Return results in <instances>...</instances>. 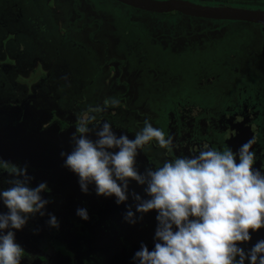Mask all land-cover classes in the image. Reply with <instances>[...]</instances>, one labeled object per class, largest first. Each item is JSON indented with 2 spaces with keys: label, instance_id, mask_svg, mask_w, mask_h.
I'll return each instance as SVG.
<instances>
[{
  "label": "flooded vegetation",
  "instance_id": "1",
  "mask_svg": "<svg viewBox=\"0 0 264 264\" xmlns=\"http://www.w3.org/2000/svg\"><path fill=\"white\" fill-rule=\"evenodd\" d=\"M34 1L31 12L37 11L42 16L37 15L40 16L38 24L35 27H29V36L24 37V35H22L21 39L19 31L22 29L24 30V28L20 26L21 24L18 22L17 18L15 20L13 11L11 10L8 12V0H0V78L3 79V76L8 75V73L11 74L8 81L16 83L18 91L16 92L13 90V92L15 94H20L15 96L12 92H8L7 87L0 88V159L7 161V152H3L7 149V124H12V127L17 128V130L22 127H31V129L43 131L39 128V124L37 123L38 120L42 119L47 122L43 127L50 124L53 125L57 134L69 132L71 135L75 132L74 124L78 123L80 118H87L85 114L90 112L91 116L95 117L94 123L97 125L101 122H109L112 128L119 133H121L120 130L123 131L122 134H125L124 131L133 132L139 125L133 122L132 118L127 117L126 100L116 99L119 101V104L115 112H117L119 116H117L115 112L109 113V111H107L104 116H100V111H97V109H103L104 105L110 103L111 99L108 97L111 96L108 95L106 90H102L104 96L99 97L103 99L100 103L95 105L94 101L86 95L94 87V81L87 79L86 75L87 72H90L93 65L90 59L95 61V58L94 55H92V48L89 49L86 45L79 43L78 41H81V38L73 34L76 33V31L84 33L88 27L91 29L95 28L91 31L94 35V39H96L95 37L99 33L103 34L104 23L101 19H88L89 21L92 20L91 24L95 20H101L102 28L99 29L96 24L84 27L90 24L84 22L86 18L84 13L85 18L83 20L77 16V14L81 12L78 9L79 5L83 8L81 5L83 2H87L86 8L89 9V7H91V12L89 13L96 14L103 12L97 9L100 7L99 3L93 0H81L80 3L79 0ZM50 1H52L55 6L62 9L68 8L71 4H74L75 7L69 9L67 17L64 11L61 10L59 12L61 16L59 17L62 19V22L59 23L49 10L48 3ZM111 1L119 5H126L117 0ZM202 2L207 4L212 3L211 1ZM18 3L20 2H17L15 5ZM35 4L36 8H34ZM213 4L216 3H212L211 5ZM12 6L14 5L12 4ZM129 7H131L134 12L140 10L132 6ZM76 9H78V11ZM103 9L104 8H101V10ZM253 9L263 10L264 5L260 4L258 7H253ZM15 10L17 11V17L21 16L22 18H27L29 12L28 8L24 9L22 7L20 13L18 9ZM117 15L119 19L123 17L119 14ZM125 16L126 21L133 25L118 22L115 26L117 32V27L122 29L121 38L118 37L120 41L118 42L121 43L122 51L121 54H119L118 51L116 57H123L124 60L118 61L114 59L113 61L117 66L122 67V71L127 69L134 74L138 98L142 96L144 101H147L151 97L152 99H150L149 104L153 102L159 105H156L160 113L159 121L161 127H165L167 134L172 135L173 130L183 133L184 136L181 139H190L197 143V149L194 153H198L201 149H204V147L199 148V146H205V148L212 147L218 150L224 149V147H230L236 152L243 143L255 137L256 143L251 150L256 153V160H264V35L262 25L253 23L255 27L251 34L253 38L251 45H248L247 41L241 39L237 47L229 42V44L225 45L227 46L226 48L220 44L215 45L219 43L220 40L214 39L212 41L214 48L205 49L206 46L203 47L202 42L206 37L202 36L194 41L193 45L179 50L178 52L182 55L185 51L187 52L186 49L190 47L192 49L200 48V53L203 52L207 54H210V50H214L215 57L219 56L218 52H220L221 49L235 48L234 51H239L238 53L234 51L230 53L223 52V57H221L220 62L219 59L216 58H214L212 62H208L219 63L214 67L217 66L216 69H218L220 65V71H209L207 68L200 66L199 72L194 76L188 68L178 70L171 69L170 67L171 63L168 58L170 55L169 44L171 46V44L177 40L176 38H170L168 35L160 34L159 28L152 23L149 24L147 21L141 20L140 18L130 20L128 15ZM68 20L71 21V25L67 22ZM72 24H74V26H72ZM81 24L82 26H80ZM66 25H68V28ZM137 25L149 28L148 36H141L135 31L132 37L129 35L132 32H126L128 28L135 30ZM60 26H62V28H60ZM71 28H74L73 31H70ZM61 29L64 30L61 32ZM9 31H11L10 34ZM66 31H68V38L65 34ZM225 35L229 37L226 33ZM140 37L142 38L141 43L143 46L135 47ZM181 37L185 36L182 35ZM112 38L117 40V37L112 36ZM226 40L229 41V38ZM159 42L162 44L161 47ZM98 43L100 46L97 45ZM102 44L106 48L104 53L107 54V52L110 51L109 43L102 39L96 40V45L99 49L102 47ZM93 48L97 50L94 46ZM142 51H145L147 55L145 58L140 56V52ZM153 51L154 53H152ZM100 52L102 53V50H100ZM237 54L239 55L238 57H236ZM87 56H90V59H88ZM107 56L108 55L103 59L104 67L102 69V72L106 71V74L109 73V66H115V64L108 63L111 58H107ZM259 58H261L262 62L261 69L250 67V65L254 63L252 59L258 61ZM142 62L152 63L143 66L141 64ZM134 63L140 65V69H143V73L146 71L144 68L149 69L151 74L156 70L158 72V78H151L148 75H141L139 77L136 73L138 69L132 67ZM155 63H160V65L153 67ZM234 66H236L235 76H233ZM37 67H40L42 70V73L37 79L32 81L19 80L20 74L28 76L31 71L37 73ZM115 71L117 72V69ZM110 74H112V72L109 73V75ZM94 76L96 77V75ZM116 81L115 87L118 92L120 83L124 84L121 95H125L130 85L126 80H121L120 77H118ZM118 81L120 83H118ZM19 83L22 86L21 89L19 88ZM41 84H44V87H41ZM147 84L149 90L145 89V85ZM187 91H191L193 94L189 99L185 94ZM144 93H148L146 97ZM128 99L132 101V98L128 97ZM121 101L123 102V106L120 105ZM129 108L132 107L129 106ZM136 110H139V107L136 106L134 111L136 112ZM7 115H11V120L7 121ZM140 116L146 119L145 115ZM146 120L150 122L151 119L148 118ZM153 126L158 128L155 125ZM89 127L92 126L90 125ZM89 136L92 139H96L94 133H89ZM61 144L68 145L70 143L62 142ZM149 144L155 147V140ZM149 147L148 145V149H145L146 153L150 151ZM185 149L186 148H183L182 151ZM170 150L172 152V148L168 149L170 156L174 158L177 157L174 156L173 152L175 151L170 153ZM177 152H175V154L183 156V154ZM18 162L19 160L9 164H18ZM151 162L152 160H148L146 155L139 160L140 166L150 164ZM157 165L160 166L162 163H157ZM62 169L65 170L64 167H61V170ZM0 170H3L4 174H8L3 168H0ZM143 188L144 186L138 185L136 181H130L129 199L127 203L130 199L134 201L130 194L131 191L134 190L138 193L139 191L136 189H140V191L144 193ZM144 196H146V194ZM126 211L127 210H102L108 220L107 226L117 233V244L119 249L121 248L125 252V264H138V262L134 261L132 258L134 253L140 249L141 243L145 244L147 241V238H141L140 234L144 233L149 225L144 224L142 226L139 220L134 225L126 222L124 220ZM132 211L135 212L137 217H140L139 212H136V210ZM109 214L113 216L110 217ZM156 226L157 225L153 227L150 243L146 244L149 250L154 248L153 236ZM51 232L58 234L59 229L52 228ZM125 236L128 237L126 238ZM256 238L258 240L264 239V228L257 231ZM54 239L56 240V238ZM37 248L39 249L38 245ZM114 251L117 253L116 250ZM26 255L31 259H23L24 262L28 264L35 262L33 261L35 260L34 255H32L31 252H27ZM79 255L82 256L80 253ZM41 257L43 256L41 255ZM76 257L77 255H73L72 263L70 262L68 264H81L79 260L82 261L84 256L82 258L79 257L78 261H74ZM43 258L44 261L42 262H40L38 258H36V261L39 264H51V258L48 255ZM67 259L66 261L69 262L70 258L67 257ZM114 262L118 264L116 261Z\"/></svg>",
  "mask_w": 264,
  "mask_h": 264
},
{
  "label": "clouds",
  "instance_id": "2",
  "mask_svg": "<svg viewBox=\"0 0 264 264\" xmlns=\"http://www.w3.org/2000/svg\"><path fill=\"white\" fill-rule=\"evenodd\" d=\"M119 101L110 100L111 106ZM101 109H97L100 111ZM95 117L80 118L71 134L70 152L61 151L63 166L77 175L83 193L94 184L97 196L115 197L117 205L129 199V182L144 186L147 198L134 190L131 196L136 212L155 210L157 226L154 248L141 243L133 260L138 264H264V239L245 251L240 244L251 240V232L264 228V172L254 167L252 151L255 137L234 152L230 147L218 150L207 147L198 153L166 159L160 166L147 167L141 173L136 157L145 145L155 140L163 149L173 146V137L144 121L134 139L117 134L109 122L95 124ZM92 127H89V126ZM89 133H94L92 139ZM238 157V163H237ZM11 179L0 189V264H21L24 248L16 241L22 230L37 214L50 218L46 223L59 229L60 222L46 213L51 201L42 196L50 192L47 182L32 187L33 176L23 167L0 159ZM76 214L88 220L86 208ZM132 205H127L124 220L136 224ZM251 230V231H250ZM39 229H33L36 234Z\"/></svg>",
  "mask_w": 264,
  "mask_h": 264
},
{
  "label": "rangeland",
  "instance_id": "3",
  "mask_svg": "<svg viewBox=\"0 0 264 264\" xmlns=\"http://www.w3.org/2000/svg\"><path fill=\"white\" fill-rule=\"evenodd\" d=\"M28 1V2H27ZM8 0V12L11 10L15 14V20L16 18L18 19V22L21 24L20 26L24 28L20 33V38L22 39V35L29 36V30L32 27H35L40 19V16H42L39 12L34 11L31 12L32 9V4L35 2L34 0ZM81 0H79L80 3ZM99 3L100 7L97 9H100V11L96 14L89 13L91 12V7L86 8L87 2H83L81 5L83 8L80 7L79 5V12L77 16L83 20L85 18L84 14L86 15V18L84 19V22L90 23L85 25L86 26H93L97 25L99 29L102 28V21L104 23V30L103 34H98L94 39L93 33L91 31L90 27H88L84 33H81L80 31H76L73 35L78 36L81 38V41H78L79 43H82L86 45L87 48L91 49L93 51L95 61H92L90 59V56H87L88 59L92 62V67L90 72H87L86 78L93 80L94 81V87L91 89L86 95L94 101L95 105L100 103L103 98H100L103 95L102 90H106L108 92V95L111 97H108L110 99L115 98L118 100H126V115L129 118H132V121L137 123L139 126H137L133 132H127L124 131L125 134L129 136L130 139H134V135L137 131L141 130L144 126V121L148 118H150V122L157 126L158 128L162 129L166 134L167 131L164 128L161 127V123L159 121L160 118V113H159V108L156 107L159 106L156 103L149 104L151 97L149 100L144 101V98L140 96L138 98V91H137V84L134 81V74L129 72L127 69H124L122 71V67L117 66L114 63V59L118 61H123V57H116L117 52L119 51V54H121L122 51V46L121 43H119V38H121V28L117 27L118 32L115 30V26L118 22H123L129 25H133L132 23L126 21V16H129V19H135V18H140L141 20L147 21L149 24H154L159 28V32L162 35H168L173 38H176L177 40L171 44H169V52L170 55L168 56L169 62L171 69H178L182 70L183 68H188L191 72L192 75H197L199 72L200 66H203L207 68L209 71L210 70H215V71H220V65L219 68L216 69L214 67L216 64L218 65L219 63H208L212 62L214 58L219 59V62L221 60V57H223V52L230 53L234 51V49H225V50H220L218 52L219 56L215 57V52L214 50H210V54L199 52L200 48L192 49L187 48V52L182 55L179 50L186 48L188 46H191L194 44V41L198 40L202 36H205V40L202 42V46H206L205 49L207 48H214L212 41L214 39L220 40L219 43H216L215 45H221L225 46L231 42L234 44L236 47L239 45V42L241 39H244L247 41L248 45H251V42L253 40L252 38V32L254 31V24L253 23H248V22H242V21H231V20H211V19H203V18H196L188 15H182L176 12L172 13H151L143 10H138V11H133V9L127 5H119L114 1L111 0H93ZM194 2H198L202 4V1L209 2L211 1L212 3H216L213 5H223V6H236V7H243V8H253V7H258L260 4L264 5V0H193ZM17 2V5H15ZM59 3V1H58ZM211 3V4H212ZM12 4L14 6H12ZM234 4V5H232ZM103 5V6H102ZM54 3L50 1L48 3L49 10L51 11V14L54 15L56 20L61 23L62 19L59 17L61 16L59 12L61 10L64 11L65 16L67 17L69 14V9L72 7H75L74 4H71L68 8L62 9L60 7L55 6L54 9ZM22 7L28 8V14L27 18H22L21 16L17 17V11L15 9L19 10V13L22 9ZM36 8V4L34 6ZM33 8V9H34ZM101 8H104L101 10ZM78 9H76L78 11ZM55 10V12H54ZM54 12V13H53ZM84 13V14H83ZM50 14V13H49ZM117 14H119L122 18L119 19L117 18ZM40 15V16H37ZM117 15V16H116ZM53 17V16H52ZM92 18H99L101 20H95L91 24L92 20L88 19ZM9 22V21H8ZM69 25H71V21L68 20ZM11 23V22H9ZM135 24V23H134ZM68 28V25H66ZM74 26V24H72ZM82 26V24L80 25ZM30 27V28H29ZM62 28V26H60ZM154 28V27H153ZM74 28H71L70 31H73ZM64 29H61V32ZM128 28L126 29V32L130 33L133 37V34L135 31H137L141 36H148L149 33V28L144 27V26H136V29ZM106 32V33H105ZM11 31H9V34ZM91 33V34H90ZM225 33L229 36L226 37ZM66 37L68 38V31H66ZM88 35V36H87ZM184 35L185 37H181ZM208 35V36H206ZM113 37H117L116 39H113ZM88 38V39H87ZM229 38V41L226 39ZM102 39L105 40L106 42L109 43L110 51L106 53L105 46L102 44V47L99 49L97 45L100 46L98 43L96 45V40ZM121 40V39H120ZM142 38H139V42L135 47H142L143 44L141 43ZM119 41V42H118ZM160 47L162 44L159 42ZM93 46L98 50H95ZM227 48V46H225ZM102 50V53L100 52ZM97 52V53H96ZM178 52V54H177ZM235 53H238V50L234 51ZM154 53V51L152 52ZM107 56V58H111V60L108 61V63L115 64V66H109V73L112 72V74L109 75V73L106 74V71L102 72L103 69V59L104 57ZM140 56L146 57L147 55L145 54V51L140 52ZM239 55L237 54L236 57ZM253 64L250 65L252 68H258L261 69L262 67V62L261 58L258 59V61H254ZM101 61V62H100ZM150 63H144L142 62L141 64L143 66H147ZM138 63L132 64L133 68L138 69L136 73L140 77L141 75H148L151 78H158L157 76V71L154 70L152 74L150 73L149 69L144 68L146 71L143 73V69H140V65ZM160 65V63H155L153 67ZM152 66V65H151ZM239 66V65H236ZM234 66V75L235 76V67ZM169 67V66H167ZM214 67V69H213ZM117 69V72L115 71ZM37 73H34V71L30 72V75H19V80L20 81H32L38 78V76L42 73V70L40 67H37L36 69ZM123 72V74H122ZM44 73V72H43ZM204 74V72H203ZM96 75V77L94 76ZM11 74L8 73V75L3 76V79L0 78V88L2 87H7L9 93H13L15 96L20 95V94H15L14 91H18L16 87V83L13 81H8L10 79ZM120 77L121 80L124 79L128 82L130 85L129 90L126 91V96L121 95L123 91V85L120 83L119 87V92L115 87V83L117 82V78ZM21 85L19 83V88L21 89ZM41 87H44V84H41ZM145 89L149 90L148 84L145 85ZM148 93H144V96L146 97ZM187 95L188 99L192 97V92L187 91L185 92ZM100 96V97H99ZM196 96V95H195ZM193 96V97H195ZM128 97L132 98V101L128 99ZM183 100H186L182 98ZM194 102V101H193ZM120 105L123 106V102H120ZM131 106L132 108H129ZM139 107V110L134 111V109ZM135 107V108H134ZM109 111V113H114L117 111V106H111L110 103H107L106 105L103 106V109L100 110V116H104L105 113ZM119 112V110H118ZM117 115V112H115ZM119 114V113H118ZM138 114V115H136ZM87 117L91 116V113H86ZM140 115H145L146 119H143ZM152 115V116H149ZM119 116V115H117ZM11 120V115H7V121ZM39 124V128L42 129L43 131H39V129H31L22 127L17 130V128L12 127V124H7V149L3 152H7V156L11 157V152L16 153L15 151L19 149V147L22 146V144H28V145H36L37 142L39 143L40 139H44L48 137L50 133L55 132L57 133L56 130H54L53 125L48 124L47 126L43 127L46 121L40 119L37 121ZM102 123V122H101ZM77 125L74 124V127ZM52 127V128H49ZM72 130V129H69ZM113 131L117 134V136L122 134V130H120L121 133H119L117 130L113 129ZM172 137L173 139V146L172 152L175 151L177 153H181L183 155H191L193 154L196 149H197V143L194 141H191L190 139L188 140H183L181 139L184 134L181 132H178L177 130L172 131ZM43 134V135H41ZM93 136V135H92ZM11 137V138H10ZM11 143V144H10ZM155 147H152L150 144H148L150 147V151L147 153L145 152V149H148V145H145V147L139 151L137 157H136V166L137 169L143 173L145 171V168L147 167H156L158 166L157 163H163L164 160L166 159H173L174 157H171L170 154L168 153V149H163L161 148L156 142H155ZM205 146H199V148ZM179 148V149H177ZM183 148H186L184 151ZM225 148V147H224ZM177 149V150H176ZM223 150V148L221 149ZM170 153L171 150L169 151ZM174 156H178L180 154H175ZM146 153V154H145ZM146 155L148 160H152L150 164H145L144 166H140L139 160L143 158V156ZM6 156V155H5ZM182 156V155H180ZM157 157V158H156ZM29 158V157H28ZM155 159V160H153ZM18 164L19 166L23 167L25 164L28 165V174L33 176L34 179L31 181V186L35 187L37 186L40 182H47L49 189H51L50 192H43L42 196L45 199H49L51 202L46 205V213H52L54 214L57 219L60 222V227H59V233H52V227H50L46 221L50 218L47 214L44 216H40L37 214L35 217H31L28 220V223L25 225V227L22 230H17L16 235L20 239H26L29 241L31 248H34L35 243H37L39 249L37 248V251H31L33 255L38 258L37 255H42L43 257L52 256L56 257L58 253H62L66 258L69 257V262L72 263V256L77 257L74 259V261H78L79 257H83L84 259L79 262L81 264H86V263H91V264H115L114 261H116L118 264H125V259H124V250L119 249V246L117 244V233L115 230L109 228L107 226V218L105 214L102 212L103 209L99 208L96 205V202L98 205H100L102 208L105 209V206L103 205V201L101 200V196H97L94 192H92L89 189V192L87 194L83 193L80 189V186L78 184V180L74 178L68 177V174H65L64 169L61 170V172L64 174L62 175L63 177L57 178L59 173H54L51 172L47 169H44L43 167L33 164V163H23L20 159ZM16 160V161H17ZM32 159L30 158L28 162H30ZM9 162V161H7ZM15 162V161H14ZM13 163V162H9ZM255 168L261 169L262 172H264V160L259 159L256 160ZM260 167V168H259ZM11 179V177L7 174H4L3 170H0V189L7 188L9 186L8 181ZM96 195V197H94ZM6 208V207H4ZM78 208H86L89 214V219L88 220H83L81 219L77 214L76 211ZM7 209V208H6ZM38 225V226H36ZM33 229H39V232L34 234ZM120 233V232H119ZM52 234V235H51ZM56 238V240L53 238ZM126 238L128 236H125ZM67 245V246H66ZM42 246V247H41ZM242 247V244L239 245ZM68 247V248H67ZM73 249V250H72ZM117 253H115V251ZM58 253H56V252ZM79 253L82 255L80 256ZM34 256V257H35ZM61 258L57 259L58 260H68L66 258ZM30 258L27 255H22V259ZM60 258V257H59ZM31 259V258H30ZM71 260V261H70ZM68 263H62V264H68ZM30 264H35V263H30Z\"/></svg>",
  "mask_w": 264,
  "mask_h": 264
},
{
  "label": "water",
  "instance_id": "4",
  "mask_svg": "<svg viewBox=\"0 0 264 264\" xmlns=\"http://www.w3.org/2000/svg\"><path fill=\"white\" fill-rule=\"evenodd\" d=\"M126 5L135 7L140 10L153 12V13H172L177 12L182 15H188L196 18L203 19H211V20H232V21H243L248 23H258L263 27V35H264V9H253V8H243L236 6H223V5H211L207 3H198L193 0H117ZM69 130V129H68ZM49 136L40 139L39 143L36 145H28L22 144L16 153L11 152V157L7 156V161L14 162L17 159H20L23 163H33L37 164L44 169H47L54 173H59L60 175L57 178L63 177L64 175L61 172V167L63 166V160L60 156L61 151L70 152L72 150V144L70 143V133H55L49 132ZM43 135V134H41ZM44 136V135H43ZM11 138V137H10ZM62 142L70 143L68 145L61 144ZM11 144V143H10ZM29 157V158H28ZM32 159L28 162L29 159ZM237 157V163H238ZM65 168V167H64ZM65 174H68V177L76 178L78 177L76 174L71 172L69 169L65 168ZM75 179V180H76ZM89 189L95 193L94 184L89 185ZM138 194H140L143 198H147L144 196L145 193L140 191V189H136ZM96 194V193H95ZM96 197V195L94 196ZM101 200L104 202L103 205L105 209L102 208L96 202V205L103 210H127V205H132V210L135 209V201H130L127 203L117 205L115 203V197H104L101 196ZM112 217V214H109ZM139 215L143 216L142 220H139L140 224L143 226L144 224H148V228L145 229L144 233H141V238H147L145 244L150 243V236L152 235V230L155 225H157V221L155 219L157 213L156 211H149L148 213H139ZM251 231V230H250ZM256 233L251 232V240L249 242L243 243L242 248L247 251L250 249L257 241ZM154 237V236H153ZM245 264H249L248 260H245Z\"/></svg>",
  "mask_w": 264,
  "mask_h": 264
},
{
  "label": "trees",
  "instance_id": "5",
  "mask_svg": "<svg viewBox=\"0 0 264 264\" xmlns=\"http://www.w3.org/2000/svg\"><path fill=\"white\" fill-rule=\"evenodd\" d=\"M0 211H4V212H6L7 211V209L6 208H4L2 205H0ZM16 241L24 248V251H23V253H22V255H26V253L27 252H31V251H37V243H35V245H34V248H31V246H30V244H32V243H30L29 241H27L26 239H20V238H18L17 237V235H16ZM56 252V251H55ZM56 253H58V252H56ZM32 254V253H31ZM33 255V254H32ZM35 256V255H34ZM38 256V260L40 261V262H42V261H44V258L43 257H41V255H37ZM51 259H50V262H51V264H62V263H68L66 260H58L57 262H55L56 261V258L57 259H61V258H64L65 256L60 252V253H58L57 255H56V257H52V256H49ZM60 257V258H59ZM35 258V260H33V261H35L34 263L35 264H39L37 261H36V256L34 257ZM66 258V257H65ZM67 259V258H66ZM21 264H28V263H26V262H24L23 261V259L21 260Z\"/></svg>",
  "mask_w": 264,
  "mask_h": 264
}]
</instances>
